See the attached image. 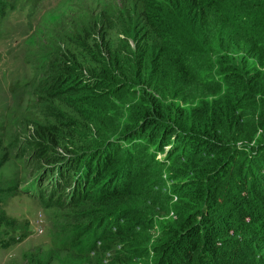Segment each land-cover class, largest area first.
<instances>
[{
  "label": "rangeland",
  "instance_id": "374dc122",
  "mask_svg": "<svg viewBox=\"0 0 264 264\" xmlns=\"http://www.w3.org/2000/svg\"><path fill=\"white\" fill-rule=\"evenodd\" d=\"M260 1L224 0L222 9L226 11L222 20L205 19L204 24L173 16L171 28L174 37L175 31L178 34L173 37L166 56L170 61L175 58L183 62L191 80L181 87L170 81L164 96L158 98L161 105L158 120L162 126L154 138L148 136L137 140V146L144 154L143 160L133 156L121 169L128 171L131 192L113 203L112 216L90 226L92 229L86 233L81 249L88 250L87 243L97 236L100 226H114L113 222L117 221L136 229L133 245L139 259L135 263L155 264L157 245L174 229L180 228L189 212L203 206L208 193L204 187L211 191L209 179L213 182L218 178L222 188L227 177L236 173L239 162L250 161L257 168L258 156L264 159L263 135L257 142L247 140L251 123L254 131L260 128L257 125L260 119L256 120L255 113L251 114L247 99L251 90L247 77L255 74L252 70L261 65L258 53L248 43V38L252 39L250 34L263 36L260 43L264 47V0ZM123 3L124 0H41L34 6L26 3L23 7L18 6L3 21L0 36V139L10 158L0 165V207L15 219L18 226L15 232L4 227L0 234L5 240L14 236H23V239L0 248V264H28L30 257L26 255L29 254L39 264H70L73 261L68 253L54 246L53 240H60L70 226L88 224L81 225V216L70 220L66 214L42 201L36 192L40 187V193L51 194V197L57 194L66 203H72V189L77 178L82 180V171L72 175L66 166V188L61 190L60 184L52 191L51 182L54 185V181H61L51 168L54 164L44 162L42 167L35 168L33 157H18L19 147L11 151L6 140L9 133L32 138L30 119L43 118L44 122L53 123L59 117L51 113L40 99L41 94L35 88L34 65L28 60L36 62L38 57L44 60L50 57V51L66 49L63 39L82 51L94 49V42L99 43L96 29L113 26L114 15L124 11ZM192 31L203 35L205 41L191 34ZM112 32H109V39L115 43L117 36ZM173 44L177 48L172 50ZM130 46L134 47L133 42ZM83 59V69L88 70L89 59ZM164 62L168 64L164 76H171L172 66L168 60ZM133 88V94L123 91L111 95L108 104L115 111L111 114L115 118L112 117V128L104 136L113 142L121 137L119 140L126 149L136 140L124 143L123 132L129 123L134 124L136 113L144 109L138 96L142 86L134 83ZM260 94L261 89H258L257 95ZM233 98L237 101L231 105L229 102ZM62 110L65 114H72L67 108ZM236 114L247 118L243 127L247 133H239L238 139L229 135L231 129L228 128L233 121L240 122L239 118H234ZM151 115L157 117L155 110ZM70 146L69 150L89 153L95 143L72 139ZM65 150L57 147L59 153L71 154ZM223 173L226 175L221 177ZM259 176H264L263 171ZM131 214L134 217H129ZM137 215L146 218V222L140 225L144 228H137L133 222Z\"/></svg>",
  "mask_w": 264,
  "mask_h": 264
},
{
  "label": "trees",
  "instance_id": "16d2710c",
  "mask_svg": "<svg viewBox=\"0 0 264 264\" xmlns=\"http://www.w3.org/2000/svg\"><path fill=\"white\" fill-rule=\"evenodd\" d=\"M39 1L41 0H0V36L3 21L12 11L18 6L23 7L24 3L34 6ZM223 2L224 0H124V11L120 15H114V25L96 29L99 43L94 42V49L82 51L63 39L66 49L50 51V57L44 60L39 57L36 62L28 60L34 65L35 88L41 94L40 99L51 113L59 117L53 123H46L43 118L30 119L28 124L32 128L33 137L24 138L9 133L6 144L11 147V151L19 147L20 158L33 157L35 168L42 167L44 162L54 164L51 168L61 177V181H54V185L51 182L52 191L60 184L61 190L66 188V166L70 168L72 175L82 171V180L77 178L72 189V203H66L57 194L53 197L51 194L46 196L40 193V187L36 192L42 201L66 214L70 220L81 216V225L88 224L68 226L65 234V229L61 232L63 235L60 240H53L55 247L73 258L70 264L138 263L139 258L133 245L136 229L117 221L113 222L114 226H100L97 236L87 243V251L81 247L86 233L92 229L90 226L112 216L113 203L131 192L132 182H128V171L121 169L129 164L133 156L143 160L144 154L138 148L137 140L148 136L154 138L158 128L162 126L158 120L161 113L158 98L164 96L170 81L181 87L191 80L183 62L185 67L179 59L172 58L170 61L166 56L170 44L178 34L175 31L174 37L171 19L174 15L183 16L200 24L210 18L222 20L226 11L225 8L222 9ZM251 3L261 1L251 0ZM110 31L116 33L115 43H111L109 39ZM178 31L180 32L179 27ZM262 31L264 32L263 28ZM195 35L205 41L203 35ZM250 37L252 39L248 38V43L258 53L261 65L252 70L255 74L247 77L251 85L247 99L251 114L255 113L256 120L260 119V124L257 123L260 128L254 131L250 122L252 129L248 131L250 134H247V140L257 142L262 135L264 141V47L260 43L263 36L254 37L250 34ZM131 42L134 44L133 48L130 46ZM176 48L173 44L172 50ZM83 57L89 59L88 70L83 69ZM166 60L172 66V74L167 77L164 76L168 65L164 62ZM134 83L142 86L138 96L144 109L136 113L135 121L132 120L134 124L129 123L123 132L124 143L136 140L129 143L126 149L119 140L121 137L117 138V142L104 137L112 128L110 124L114 116L111 114L115 113L108 103L111 95H118L123 91L134 92ZM258 89H261L260 95H257ZM236 101L233 98L229 103L234 105ZM62 108L69 109L72 114H65ZM154 110L157 116L155 118L151 117ZM236 117L240 122L235 120L228 128L231 129L229 135L238 139L240 134L247 133L243 130L247 118L240 114H236L234 118ZM237 134L239 135L235 137ZM72 139L89 144L94 142L95 148L89 153L78 149L69 150ZM57 147H62L66 149V153L71 154L63 155L57 151ZM4 148L6 147L0 139V165L10 158L5 154ZM260 157L255 161L257 168L250 161L239 162L235 169L237 174L233 172V175L227 177L222 188L218 178L213 182L209 179L208 187L211 191L204 187L208 193L203 206L189 212L180 228L174 229L157 245L154 249L155 264H264V176H259L262 171L264 173V159ZM56 162L61 164L55 165ZM225 175L223 173L221 177ZM75 189L77 190L74 192ZM134 219L137 228H144L140 225L146 222V218L137 215ZM16 226L15 219L0 207V229L6 227L15 232ZM81 231L83 232L80 233ZM22 239L23 236H14L11 240H5L0 234V248L9 247ZM31 255H26L30 257L28 264H39L32 260Z\"/></svg>",
  "mask_w": 264,
  "mask_h": 264
}]
</instances>
